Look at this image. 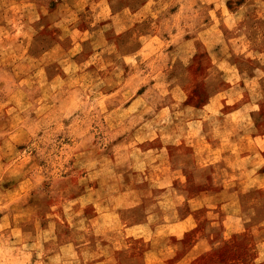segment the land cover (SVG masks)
I'll list each match as a JSON object with an SVG mask.
<instances>
[{
    "label": "clouds",
    "instance_id": "obj_1",
    "mask_svg": "<svg viewBox=\"0 0 264 264\" xmlns=\"http://www.w3.org/2000/svg\"><path fill=\"white\" fill-rule=\"evenodd\" d=\"M0 264H264V0H0Z\"/></svg>",
    "mask_w": 264,
    "mask_h": 264
}]
</instances>
